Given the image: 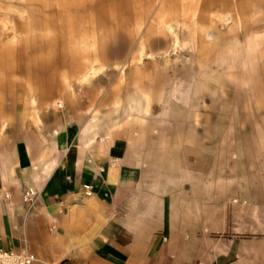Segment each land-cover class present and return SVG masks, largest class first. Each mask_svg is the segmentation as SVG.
Wrapping results in <instances>:
<instances>
[{
  "label": "rangeland",
  "instance_id": "1",
  "mask_svg": "<svg viewBox=\"0 0 264 264\" xmlns=\"http://www.w3.org/2000/svg\"><path fill=\"white\" fill-rule=\"evenodd\" d=\"M4 35L0 150L16 119L32 131L59 112L108 114L109 135L187 124L222 148L211 171L264 179V0H0ZM26 43L43 51L4 54ZM34 58H65L52 71L57 85L43 90L30 73L5 71ZM42 134L49 141L52 131Z\"/></svg>",
  "mask_w": 264,
  "mask_h": 264
},
{
  "label": "crops",
  "instance_id": "2",
  "mask_svg": "<svg viewBox=\"0 0 264 264\" xmlns=\"http://www.w3.org/2000/svg\"><path fill=\"white\" fill-rule=\"evenodd\" d=\"M88 120L59 112L30 131L16 119L0 150V250L49 264H264V179L211 171L222 148L187 124L80 137Z\"/></svg>",
  "mask_w": 264,
  "mask_h": 264
},
{
  "label": "bare ground",
  "instance_id": "3",
  "mask_svg": "<svg viewBox=\"0 0 264 264\" xmlns=\"http://www.w3.org/2000/svg\"><path fill=\"white\" fill-rule=\"evenodd\" d=\"M5 38H6V35L0 36V51H1V47L3 46L2 42ZM51 46L53 45L48 44L47 47H50V48H47V50L52 49ZM42 51H43V46L36 45L35 43L32 45L26 43V44H22L19 47H14L11 50H7L4 54H9L10 57H13V56L17 57V55L28 57L29 55L34 56L35 54L41 53ZM34 60L35 58L32 60L33 64L31 66H29V63H26L21 59L17 60L16 64H13L10 67H6L5 71H10L12 73L13 72L14 73L15 72H19V73L27 72L28 74L30 73L31 81H33L35 84L41 85L43 87V90H49L54 85H57V83H55L56 81L55 77L52 76L54 75L52 71H55L56 69L60 67H66L67 63H66L65 58H58V60H53V61L51 60L50 62L46 61V62H41V63L39 62L37 63V61H34ZM68 65H72V63H68ZM3 88L4 87L0 85V90ZM113 111L116 112V110H113ZM108 116L109 115L107 114V115H101V116L95 115L91 117L86 122V124H84V126L82 127V130L80 132V137H83L86 134H95L96 132L101 131L103 128H105L106 125H111L112 121L110 122L106 120L108 119L106 118ZM53 151L54 149L51 148L49 153L53 154ZM33 163L35 167L40 165L39 159H36V158L33 159ZM52 164H53L52 159H49L46 164L47 165L46 169H48V167H51ZM0 168H1L2 174H4V166L2 164L0 165ZM36 169H38V167Z\"/></svg>",
  "mask_w": 264,
  "mask_h": 264
},
{
  "label": "built area",
  "instance_id": "4",
  "mask_svg": "<svg viewBox=\"0 0 264 264\" xmlns=\"http://www.w3.org/2000/svg\"><path fill=\"white\" fill-rule=\"evenodd\" d=\"M90 194L89 191L86 192ZM23 201L31 206L32 199L30 197V190L23 193ZM0 264H49L41 261L35 254L31 253L25 248H11L7 250H0Z\"/></svg>",
  "mask_w": 264,
  "mask_h": 264
}]
</instances>
